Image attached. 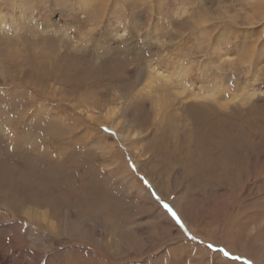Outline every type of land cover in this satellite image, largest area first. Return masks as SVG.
<instances>
[{
    "label": "rangeland",
    "instance_id": "obj_1",
    "mask_svg": "<svg viewBox=\"0 0 264 264\" xmlns=\"http://www.w3.org/2000/svg\"><path fill=\"white\" fill-rule=\"evenodd\" d=\"M80 1L0 0V264H264V0Z\"/></svg>",
    "mask_w": 264,
    "mask_h": 264
},
{
    "label": "bare ground",
    "instance_id": "obj_2",
    "mask_svg": "<svg viewBox=\"0 0 264 264\" xmlns=\"http://www.w3.org/2000/svg\"><path fill=\"white\" fill-rule=\"evenodd\" d=\"M91 1H93V0H81L80 1V3L79 4H83V5H85L86 3H89V2H91ZM29 6H30V4H29ZM183 93V92H182ZM214 93V92H213ZM26 200V199H25ZM28 200H29V198H28ZM19 202V201H18ZM13 204V203H12Z\"/></svg>",
    "mask_w": 264,
    "mask_h": 264
},
{
    "label": "snow or ice",
    "instance_id": "obj_3",
    "mask_svg": "<svg viewBox=\"0 0 264 264\" xmlns=\"http://www.w3.org/2000/svg\"><path fill=\"white\" fill-rule=\"evenodd\" d=\"M165 207H167L166 205H165ZM169 211H171V209H169ZM173 215L175 216V214L173 213ZM209 247H211V245H209Z\"/></svg>",
    "mask_w": 264,
    "mask_h": 264
}]
</instances>
